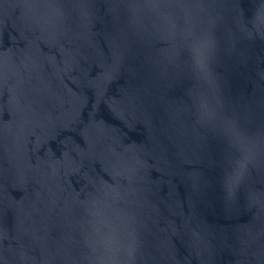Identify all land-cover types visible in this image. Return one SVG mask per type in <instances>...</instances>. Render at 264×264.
I'll use <instances>...</instances> for the list:
<instances>
[{
    "label": "water",
    "instance_id": "95a60500",
    "mask_svg": "<svg viewBox=\"0 0 264 264\" xmlns=\"http://www.w3.org/2000/svg\"><path fill=\"white\" fill-rule=\"evenodd\" d=\"M264 0H0V264H264Z\"/></svg>",
    "mask_w": 264,
    "mask_h": 264
},
{
    "label": "snow or ice",
    "instance_id": "6c2138e0",
    "mask_svg": "<svg viewBox=\"0 0 264 264\" xmlns=\"http://www.w3.org/2000/svg\"><path fill=\"white\" fill-rule=\"evenodd\" d=\"M262 23H264V17H262V20H261Z\"/></svg>",
    "mask_w": 264,
    "mask_h": 264
}]
</instances>
